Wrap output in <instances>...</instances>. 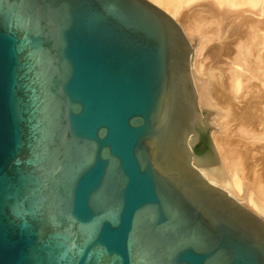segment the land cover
<instances>
[{
    "label": "water",
    "instance_id": "obj_1",
    "mask_svg": "<svg viewBox=\"0 0 264 264\" xmlns=\"http://www.w3.org/2000/svg\"><path fill=\"white\" fill-rule=\"evenodd\" d=\"M192 50L149 0H0V264H264L191 162Z\"/></svg>",
    "mask_w": 264,
    "mask_h": 264
},
{
    "label": "rangeland",
    "instance_id": "obj_2",
    "mask_svg": "<svg viewBox=\"0 0 264 264\" xmlns=\"http://www.w3.org/2000/svg\"><path fill=\"white\" fill-rule=\"evenodd\" d=\"M223 2H227V0H222ZM197 2H203V0H199V1H197ZM194 4V5H193ZM195 4H197L196 2H192V4H189V5H184V7H182V9H181V11H183V9H186L187 11H188V14H192L191 12H194L195 10H200V6L199 7H193V6H196ZM193 5V6H192ZM224 5H227V6H229V4H224ZM192 6V7H191ZM221 7H223V6H221ZM234 7V8H233ZM233 7H228V9H230L231 11H233V12H235L236 10V12H238L240 15H238V16H236V17H234L233 19H232V21H230L229 22V25H226L227 26V28L226 29H232V31H233V33H232V31L231 30H225L224 29V31L222 30V34H223V32H224V34L223 35H221V37L218 39V38H216L215 37V35H212L213 33L212 32H203V31H201V30H199V29H197L198 31H194V30H187L186 29V27L184 26V25H182L180 22H178L177 20H178V16L176 17V18H173L179 25H180V27H181V29H182V31H183V33L185 34V37L187 38V41H188V43H189V45H190V47L193 49L191 52H190V54H189V70H190V74H191V79H192V83H193V86H194V89H195V92H196V103H197V105H198V109H199V112H200V114H201V117H200V119H199V122H200V126H199V128L197 127V126H195V129H194V134H196V135H194L193 133L190 135V141L191 142H195L196 141V139H197V144H196V147H195V149L197 150V152H193L192 153V155L193 156H195V157H198V158H203V157H207V156H210L211 155V150L212 149H214V151H215V147L217 146L216 144H218V147H216L217 148V150H219V151H215V153H217V156L220 154H222V156H223V160L221 159V157H220V155L218 156L219 157V159H220V162H221V164L224 166V168H225V172H226V175H227V177H228V179H229V182H228V186L229 187H231V190H233L234 191V193H235V197L236 198H234L233 196V198L234 199H236L242 206H244L245 208H247L248 210H250V211H252L254 214H256L255 212H254V210H253V208H252V206H251V204H250V207L248 206V204H247V201L248 200H250L251 201V203H253L254 205H256V206H258V207H260L263 211H264V192L262 191V189L264 190V180H263V178H264V176H262L263 174H264V132H263V130H264V123H263V120L261 121V120H257V118L255 117V115L252 117V115L255 113V111L254 110H252L253 112H250V109H251V104H253V105H255L256 104V102H255V100L254 99H256V101H257V106H256V109L254 108V106H252V108H254L255 110H256V112H258V111H260L261 109V111H262V113H264V110H263V108H264V104L262 103V102H264V77L262 78V75L264 76V74H262V72L264 73V70L262 69V68H264V0H257V2H256V4L255 5H250V4H245V5H243V7H235V6H233ZM193 8V9H192ZM195 8V9H194ZM225 8H227V7H225ZM224 7L223 8H221L220 10H224L225 9ZM192 9V10H191ZM190 10V11H189ZM221 14H226V12H221ZM239 17V18H238ZM245 17L247 18V21H245V20H243V21H241V19H245ZM248 19H250V22H248ZM241 22V23H240ZM242 22L244 23V22H248V24H246V25H248L247 27H246V25L244 24H242ZM240 23V24H239ZM251 24V25H250ZM233 27V28H231V26ZM242 25H243V27H242ZM182 26H184V27H182ZM244 26H245V29H244ZM230 27V28H229ZM242 27V28H241ZM251 27V28H250ZM241 28V29H240ZM248 30H247V29ZM239 29V30H238ZM196 30V29H195ZM242 30V31H241ZM246 30V31H245ZM230 32V34H229V32ZM248 31V32H247ZM194 32V33H193ZM196 32V33H195ZM225 32H226V35L228 36H225ZM245 32V33H244ZM190 33V34H189ZM234 33L236 34V36H240V35H242V38H243V40H242V38H241V36L240 37H235L234 36ZM243 34H245V36L243 35ZM191 35H192V37H191ZM232 35L234 36V37H232ZM198 36V37H197ZM202 36V37H201ZM204 36V37H203ZM230 36L232 37V39L230 38ZM244 36V37H243ZM225 37H226V39H227V41H229V39H230V41L229 42H227V41H225L224 42V44H223V42L222 41H224V40H226L225 39ZM197 38L199 39L198 41H197ZM235 38V39H234ZM240 40H239V39ZM250 38V39H249ZM249 39V40H248ZM192 40V41H191ZM239 40L240 42H237V41ZM245 40H247V42L245 41ZM195 43H194V42ZM244 41V42H243ZM193 42V43H192ZM197 43V44H196ZM232 45H231V44ZM238 43V44H237ZM242 43H245V46H244V44H242ZM223 44V46H221ZM227 44V45H226ZM236 46H235V45ZM216 45H217V48H216ZM218 45H219V47H218ZM225 45V46H224ZM217 49V53L216 54H214L215 52L214 51H216L215 49H211V48H214V47ZM236 47V49L237 50H235V47ZM222 47V48H221ZM221 48V49H220ZM230 48H232V49H230ZM212 50V51H211ZM222 50V51H221ZM220 51H221V53H220ZM236 51V52H235ZM238 51V52H237ZM235 52V53H234ZM224 55H223V54ZM222 54V55H221ZM239 54V57H240V54H246V56L244 57L243 55L239 58L237 55ZM219 55V56H218ZM229 55H231V56H229ZM234 57L238 60V63H239V65L241 66V67H239V66H237V60L236 61H233V60H235L234 59ZM262 60V61H261ZM258 61H260L259 63L260 64H262L263 66H261V65H259L258 64ZM235 62H236V64H235ZM196 64V65H195ZM248 64V65H247ZM254 64H257V66H259V67H261V69H262V72L259 70V71H255L253 74H251V72H249V71H245L246 69L247 70H249L250 68H252V67H254ZM244 65V66H243ZM249 65H251V66H249ZM245 69V70H243V68ZM250 67V68H249ZM220 68H221V70H220ZM241 68V69H240ZM193 70V71H192ZM205 70H207L206 72H205ZM209 70L210 71H212V70H214V71H212L213 73H215V74H217L218 72L219 73H221L222 74V76H223V82H222V76L220 77V79H219V82H218V84H220L221 85V83L220 82H222L226 87L225 88H228L227 86H230L231 88L233 87V85L231 84L232 82H230V80L232 81V77H233V74L234 73H232V72H236L237 71V73L238 74H242L241 76H240V80L242 81V84H240V89L241 90H236V91H238L237 93L236 92H234L235 90H233V92L235 93V95H234V93L230 90L231 88H229V90H228V92H230V94H233L232 95V97H233V100H234V98L236 97L237 99L236 100H234V101H236L235 103H234V101H233V108H236V109H234V110H236V112L239 114V112H241L242 113V115H240L241 117H242V119L240 120V119H238L237 120V123H235V121L236 120H234L235 118L237 119V117L238 118H240V116H237L238 114L237 113H234L235 111L233 110V112H231L232 111V109L231 108H226V110L224 111V112H227V111H229L230 109V113H228L229 114V116H228V114H226V115H224V113H223V115H221V113H220V115L218 116V114H217V112L216 111H219V110H215V109H212V108H210V107H208V108H203L201 105H200V102H199V95H197L198 94V92H197V90H196V85H195V81H193L194 80V78L196 77V74H194V71H195V73H197V76H198V74L200 73L201 74V76L202 77H204V76H206L207 75V73H209ZM198 71V72H197ZM223 71V72H222ZM245 71V72H244ZM192 72H193V74H192ZM247 72V73H246ZM204 73L206 74V75H204ZM218 73V74H219ZM223 73H224V75H223ZM261 74V75H260ZM201 76H199V77H201ZM224 76L229 80V83H228V80L227 79H225V80H227V81H225L224 80ZM252 76H253V78L254 79H251L252 78ZM258 76H259V79H258ZM246 78L245 80H243V78ZM256 78V79H255ZM247 80V81H246ZM258 80V81H257ZM241 81H240V83H241ZM252 81H253V83H252ZM225 82L228 84H225ZM248 83V84H247ZM249 85L248 87H247V85ZM245 85H246V88H245ZM219 86V85H218ZM245 89H243L242 87ZM222 90H224L225 88L224 87H220ZM224 88V89H223ZM232 89H234V88H232ZM227 90L225 89L224 90V92H227ZM222 91H220L219 93H218V95L220 96V93H221ZM227 92V93H228ZM222 94V93H221ZM229 94V93H228ZM244 95V96H243ZM239 97V99H238V97ZM254 97V98H253ZM207 98H209L211 101V103H212V101H214V99L215 98H213V96L212 95H209V94H207ZM241 99H245L243 102L241 101ZM250 99V100H249ZM254 100L253 102H252V100ZM259 101H258V100ZM239 100V101H238ZM247 100H248V102H249V104H248V102H247ZM216 101H217V99L214 101L215 103H216ZM247 103H246V102ZM260 101H262L261 102V104H259L258 102H260ZM238 102H239V104H238ZM241 102V103H240ZM242 103H243V105H242ZM244 103H246V106H245V104ZM235 104V105H234ZM236 104H237V107H236ZM249 106H248V105ZM261 105V106H260ZM243 106V108H241ZM247 106H248V108H247ZM261 107V108H259V107ZM259 109H258V108ZM247 108V109H246ZM250 108V109H249ZM227 109H229V110H227ZM239 109H241V111L239 110ZM248 109H249V111H248ZM214 110H215V112H214ZM248 111V112H250L251 113V116H250V114H249V117H248V114H246V112L245 111ZM213 111V112H212ZM261 111H260V113H261ZM221 112V111H220ZM240 113V114H241ZM253 113V114H252ZM259 113V112H258ZM258 113H257V115H258ZM259 113V114H260ZM230 114H237L236 116H233V115H230ZM256 115V116H257ZM229 118H228V117ZM259 116V117H258ZM257 117H258V119L260 118V119H264V114H261V115H258ZM233 117H235L234 119H232L231 121H230V119L231 118H233ZM246 118V119H245ZM249 118V119H248ZM251 118H253V119H251ZM256 118V120H254ZM244 119H245V121H244ZM219 120V121H218ZM242 120H243V122H242ZM233 121V123H231ZM239 121V122H238ZM254 121V122H253ZM231 124H230V123ZM235 123V124H234ZM263 123V124H262ZM259 127H258V126ZM217 126H219V127H217ZM253 127H256V128H261V130H258V129H256V131H254L253 130ZM198 129H200V130H198ZM255 129V128H254ZM232 130H235V131H233L232 132ZM251 130H253V131H251ZM201 131V132H200ZM222 131H224V132H222ZM237 131V133L241 136V138L243 139V140H241V142H240V137H239V135L236 133V136H238V137H236V136H234V132H236ZM220 132H221V134H220ZM234 133V134H232V133ZM253 133V134H250V133ZM212 133H213V135H212ZM219 133V134H218ZM256 135H255V134ZM230 134H232V136L230 135ZM249 134V135H248ZM194 135V136H193ZM220 135H222V139H223V137H224V139L223 140H225L224 142H223V140L221 139V138H219V136ZM223 135H225V136H223ZM231 137H230V136ZM242 135H243V137H242ZM213 136V137H212ZM214 136H215V139H214ZM217 136V137H216ZM228 136H229V138H231V139H228ZM255 136V137H254ZM225 137H227V138H225ZM234 137V138H233ZM237 139H236V138ZM245 137V138H244ZM233 138V139H232ZM219 139V140H218ZM226 139H228V141L226 140ZM214 140V141H213ZM217 140V141H216ZM215 141H216V143H215ZM221 141V142H220ZM226 141H227V143H226ZM217 142H220V144L219 143H217ZM222 142L224 143V144H222ZM231 143V144H229L230 146L232 145L233 146V148H234V152H233V149H232V146H231V149H230V146L227 148V145H228V143ZM241 143V144H243V143H245V142H248L249 143V145H248V148L250 147V145H252V144H254V145H258L259 147H256L255 148V146L253 147V145H252V147H253V151H251L252 149L251 148H249V149H251V150H248V151H250V152H252V154L250 153V152H248L246 149H244V148H247L246 146H247V144L248 143H245L244 145H245V147L243 146V145H241V144H238V143ZM239 145H237V144ZM226 144V145H225ZM224 145V146H223ZM237 145L238 147L237 148H239L240 146H243L242 148L244 149L242 152H244L245 150L249 153L248 155H254L253 156V159H252V157H248V155H244V154H247V153H245L244 152V156H247L246 158L248 159H246L245 160V158H242L241 159V157H240V155H241V153H240V151L242 150L241 149V147L239 148V153H238V149L237 150H235V146ZM222 147V148H221ZM224 147L228 150V151H231L232 152V154H230L231 152H228L227 153V155H225L224 153L226 152V149L224 150ZM261 147V148H260ZM255 148V149H254ZM260 150H259V149ZM222 151H221V150ZM241 149V150H240ZM195 150V151H196ZM257 152H256V151ZM213 151V150H212ZM224 151V152H223ZM255 151V153H256V155H255V153H253ZM258 151H260V152H258ZM259 153H262L261 155H259ZM235 154L237 155V157L235 156ZM230 155V156H229ZM233 156V158H232V156ZM243 156V157H244ZM256 156V157H255ZM226 157V158H225ZM227 157H229V158H227ZM234 157H236V158H234ZM240 157V158H239ZM231 158V159H230ZM239 158V159H238ZM227 159H229V160H227ZM227 160V161H226ZM241 161V163H239L240 161ZM244 161V163L245 164H247L248 162H246V161H249V160H252V161H249V163L248 164H250V166L248 165H242V162ZM224 164H223V163ZM239 163V164H241L242 166H245V167H240L239 166V168H238V166L236 165H234V167H235V169H234V167H233V165H231L232 163ZM259 162H261V163H259ZM226 163V164H225ZM230 165H229V164ZM228 164V165H227ZM252 165H253V169H252ZM254 165H257V166H254ZM227 166V167H226ZM233 167V169H231L230 167ZM248 167V168H247ZM195 168V167H194ZM227 168H229V169H227ZM236 168L238 169V170H236ZM243 168L245 169V170H243ZM247 168V169H246ZM200 174H201V171H199L197 168H195ZM250 169V170H249ZM246 171L249 173V176L252 178H250L249 177V179H251V181L250 180H248V174L246 173ZM252 172V173H251ZM256 173V174H255ZM258 173V174H257ZM251 174V175H250ZM202 175V174H201ZM245 175V176H244ZM203 176V175H202ZM247 176V177H246ZM259 177H261V183H259L260 184V186L262 185V187H258V186H256L254 183V179L256 180L257 178H259ZM204 178V177H203ZM235 180V181H234ZM245 180V181H244ZM208 181V180H207ZM247 181V183H245ZM249 182V183H248ZM215 186H217V185H215ZM256 186V187H255ZM217 187H219V186H217ZM222 186H220L219 188H221ZM225 187H227V186H225ZM228 187V188H229ZM259 188V189H258ZM221 189H223V190H225L226 192H227V190H226V188H221ZM230 195V194H229ZM231 196V195H230ZM239 197V198H238ZM252 208V209H251ZM257 216H259L258 214H256ZM260 217V216H259ZM261 218V217H260ZM262 219V218H261Z\"/></svg>",
    "mask_w": 264,
    "mask_h": 264
},
{
    "label": "bare ground",
    "instance_id": "obj_3",
    "mask_svg": "<svg viewBox=\"0 0 264 264\" xmlns=\"http://www.w3.org/2000/svg\"><path fill=\"white\" fill-rule=\"evenodd\" d=\"M151 3H153L154 5H156L157 7H159V8H161L162 10H164L167 14H169L172 18H176L177 16H178V22H180L182 25H184L185 27H186V29L187 30H194V31H198L197 29H199V30H201V31H203V32H212L213 34L212 35H215V37L216 38H220L221 37V35H223L224 34V32H223V34H222V30L224 31V29L227 31V30H231L232 31V29H226L227 28V26L226 25H229V22L230 21H232V19L234 18V17H236V16H238V15H240L238 12H233V11H231L230 9H228V7H233V6H235V7H243V5H245V4H250V5H255L256 4V2H257V0H227V2H223L222 0H203V2H197V1H199V0H149ZM192 2H196L197 4H195L196 6H193V7H199L200 8V10H195L194 12H191L192 14H188V11L186 10V9H183V11H181V9H182V7H184V5H189V4H192ZM224 4H229V6H227V5H224ZM191 6V7H192ZM221 6H223L224 8L225 7H227V8H225L223 11L224 12H226V14H221V12H223L222 10H220L221 8H223V7H221ZM194 8V9H195ZM234 8V7H233ZM193 9V8H192ZM191 9V10H192ZM190 11V10H189ZM239 18V17H238ZM243 20H245V21H247V18L245 17V19H241V21H243ZM248 22H250V19H248ZM248 22H242V24L244 25H246V24H248ZM241 23V22H240ZM239 23V24H240ZM243 25H242V27H243ZM249 25V24H248ZM248 25H246V27L248 26ZM251 25V24H250ZM184 26H182V27H184ZM231 26V25H230ZM184 27V28H185ZM241 27V28H242ZM230 28V27H229ZM231 28H233L232 26H231ZM240 28V29H241ZM251 28V27H250ZM196 29V30H195ZM244 29H245V26H244ZM247 29V28H246ZM239 30V29H238ZM248 30V29H247ZM242 31V30H241ZM246 31V30H245ZM229 32V31H228ZM248 32V31H247ZM194 33V32H193ZM196 33V32H195ZM232 33H233V31H232ZM245 33V32H244ZM190 34V33H189ZM229 34H230V32H229ZM228 35V34H227ZM226 35V32H225V36H227ZM244 36H245V34H243ZM234 36L237 38V37H240L241 36V38H242V35H240V36H236V34L234 33ZM233 35H232V37H234ZM243 36V37H244ZM191 37H192V35H191ZM198 37V36H197ZM202 37V36H201ZM204 37V36H203ZM228 37V36H227ZM232 37L230 36V38L232 39ZM246 37V36H245ZM225 39H226V37H225ZM235 39V38H234ZM239 39V38H238ZM250 39V38H249ZM248 39V40H249ZM199 39L197 38V41H198ZM240 40V39H239ZM237 41V42H240V41ZM242 40H243V38H242ZM192 41V40H191ZM225 41H227V39L226 40H224V41H222L223 42V44H224V42ZM229 41H230V39H229ZM229 41H227V42H229ZM246 42H247V40H245ZM194 42V41H193ZM192 42V43H193ZM244 42V41H243ZM195 43V42H194ZM226 43V42H225ZM241 43V42H240ZM197 44V43H196ZM223 44L221 45V46H223ZM231 44V43H230ZM238 44V43H237ZM236 44V45H237ZM242 44H244V46H245V43H242ZM227 45V44H226ZM232 45V44H231ZM235 45V44H234ZM235 45V46H236ZM225 46V45H224ZM234 46V47H235ZM214 47V46H213ZM218 47H219V45H218ZM216 48H217V45H216ZM215 47L214 48H211L212 50L213 49H215L216 51H214L215 53L214 54H216L217 53V49H216ZM222 48V47H221ZM220 48V49H221ZM230 49H232V48H230ZM211 50V51H212ZM235 50H237L236 49V47H235ZM222 51V50H221ZM221 51H220V53H221ZM236 52V51H235ZM234 52V53H235ZM238 52V51H237ZM223 54V53H222ZM221 54V55H222ZM224 55V54H223ZM246 56V54H240V57L241 56ZM219 56V55H218ZM229 56H231V55H229ZM238 57H239V54L237 55ZM232 57V56H231ZM239 57V58H240ZM242 58V57H241ZM234 59L235 60H233V61H236L237 59L234 57ZM262 61V60H261ZM260 61H258V64L259 65H261V66H263L262 64H260L259 63ZM235 64H236V62H235ZM196 65V64H195ZM248 65V64H247ZM237 66H239V67H241L240 65H239V63H238V60H237ZM244 66V65H243ZM249 66H251V65H249ZM243 68V67H242ZM250 68V67H249ZM241 69V68H240ZM263 70H264V68H262ZM262 69H261V67H259V66H257V64H254V67H252V68H250L249 70H245L244 68H243V70H245V71H249V72H251V74H253L255 71H261L262 72ZM220 70H221V68H220ZM193 71V70H192ZM207 70H205V72H206ZM212 71H214V70H212ZM212 71H210L209 70V73H207V75L204 73V75H206V76H204V77H202L201 76V74L199 73L198 74V76H197V73H195V71H194V74H196V77L194 78V80L193 81H195V85H196V90H197V92H198V94L197 95H199L198 97H199V102H200V105L203 107V108H208V107H210V108H212V109H217V110H219V111H216L217 112V114H218V116L220 115V113H221V115H223V113H224V115H226V114H228V113H230L229 111L233 108L232 106H233V101L234 100H236L237 98L235 97L234 98V100H233V97H232V95L233 94H230V92H228V90H229V88H231L230 86H227L228 88H225L226 86L223 84L224 82H223V76H222V74L221 73H217V74H215V73H213ZM244 71V72H245ZM198 72V71H197ZM223 72V71H222ZM232 73H234L233 74V77H232V81L230 80V82H232L231 84L233 85V87L232 88H234V89H230L232 92H233V90H241L239 87H240V84H242V81L240 80V76L243 74H238L237 73V71L235 72H232ZM247 73V72H246ZM192 74H193V72H192ZM262 74H264L263 72H262ZM223 75H224V73H223ZM261 75V74H260ZM199 76H201V77H199ZM222 76V77H221ZM220 77L222 78V82H220L221 83V85L220 84H218V82H219V79H220ZM264 76L262 75V78H263ZM243 78V77H242ZM225 79H227L225 76H224V80ZM246 78H243V80H245ZM251 79H254L253 78V76H252V78ZM256 79V78H255ZM258 79H259V76H258ZM228 80V79H227ZM227 80H225V81H227ZM260 80V79H259ZM240 81H241V83H240ZM247 81V80H246ZM258 81V80H257ZM228 83H229V80H228ZM252 83H253V81H252ZM225 84H227L226 82H225ZM248 84V83H247ZM246 84V85H247ZM254 84V83H253ZM219 85V86H218ZM228 85V84H227ZM246 85H245V88H246ZM224 87L226 90H227V92L229 93H227V92H224V90H222L220 87ZM249 85H247V87H248ZM242 87V86H241ZM243 88V87H242ZM244 89V88H243ZM234 91V92H238V91ZM245 90V89H244ZM220 91H222L221 93H220V96L218 95V93L220 92ZM233 92V93H234ZM207 94H209V95H212L213 96V98H215L214 99V101L217 99V101H216V103L214 102V101H212V103L210 102L211 100L209 99V98H207ZM234 95H235V93H234ZM236 96V95H235ZM244 96V95H243ZM238 97V96H237ZM254 98V97H253ZM238 99H239V97H238ZM233 100V101H232ZM243 99H241V101H242ZM245 100V99H244ZM243 100V101H244ZM250 100V99H249ZM252 100V99H251ZM255 100V102H256V104H257V101H256V99H254ZM254 100H252V102L254 101ZM258 100V99H257ZM239 101V100H238ZM242 101V102H243ZM259 101V100H258ZM236 101H234V103H235ZM246 102V101H245ZM247 102H248V100H247ZM246 102V103H247ZM250 102V101H249ZM249 102H248V104H249ZM261 102L262 101H260V102H258L259 104H261ZM241 103V102H240ZM246 103H244L245 104V106H246ZM263 104H264V102H262ZM238 104H239V102H238ZM247 104V105H248ZM254 104V103H253ZM253 104H251L252 106H254V108L256 109V106L255 105H253ZM235 105V104H234ZM242 105H243V103H242ZM250 105V104H249ZM248 105V106H249ZM244 106V105H243ZM243 106L241 107V108H243ZM248 106H247V108H248ZM252 106H251V109H250V112H253L252 110H254L255 111V113L252 115V117L255 115V117L257 118V120H263V123H264V119H258V115H261V114H264V113H262V109L260 110L261 111V113H260V111H258V112H256V110L254 109V108H252ZM261 106V105H260ZM236 107H237V104H236ZM259 107V106H258ZM257 107V108H258ZM226 108H231L230 110L229 109H227V110H229V111H227V112H224L225 110H226ZM246 108V109H247ZM259 108H261V107H259ZM258 108V109H259ZM234 109H236V108H233L232 109V111L231 112H233V110ZM249 109H248V111H249ZM215 110H214V112H215ZM240 111H241V109H239ZM263 110H264V108H263ZM221 111V112H220ZM235 112L234 113H237L236 112V110H234ZM247 110L245 111L246 112V114H250V116H251V113L250 112H248ZM213 112V111H212ZM241 112H239V114L237 115V116H240V115H242V113L240 114ZM257 113H258V115H257ZM249 114H248V117H249ZM220 115V116H221ZM230 115H233V114H230ZM235 114L233 115V116H236ZM258 117H257V116ZM228 116H229V114H228ZM227 116V117H228ZM236 116V117H237ZM230 117V116H229ZM228 117V118H229ZM235 117H233V118H231L230 119V121L232 120V119H234ZM254 118V117H253ZM253 118H251V119H253ZM256 118L254 119V120H256ZM238 119H242V117L240 116V118H238L237 117V119L235 118L234 120H236L235 121V123H237V120ZM246 119V118H245ZM245 119H244V121H245ZM249 119V118H248ZM219 121V120H218ZM239 122V121H238ZM242 122H243V120H242ZM254 122V121H253ZM230 123V122H229ZM231 123H233V121L231 122ZM230 123V124H231ZM234 123V124H235ZM262 123V124H263ZM195 126H197L198 128H199V126H200V122L198 121L197 122V124L195 125ZM258 126V125H257ZM217 127H219V126H217ZM259 127V126H258ZM255 128V129H254ZM256 129H258V130H261V128H256V127H253V130L254 131H256ZM198 130H200V129H198ZM253 130H251V131H253ZM233 131H235V130H232V132ZM201 132V131H200ZM222 132H224V131H222ZM231 132V133H232ZM257 132V131H256ZM263 132H264V130H263ZM235 133V134H234ZM234 133H232V134H234V136H236V133H237V131L236 132H234ZM250 133V132H249ZM219 134V133H218ZM220 134H221V132H220ZM232 134H230L231 136H232ZM238 134V133H237ZM250 134H253V133H250ZM255 134V133H254ZM264 134V133H263ZM194 135H196V134H194ZM193 135V136H194ZM212 135H213V133H212ZM229 135V136H230ZM239 135V134H238ZM249 135V134H248ZM256 135V134H255ZM219 136V135H218ZM223 136H225V135H223ZM229 136H228V139H231V138H229ZM230 136V137H231ZM213 137V136H212ZM217 137V136H216ZM222 137V135H220L219 136V138H221ZM236 137H238V136H236ZM235 137V138H236ZM239 137L241 138V136L239 135ZM238 137V138H239ZM242 137H243V135H242ZM255 137V136H254ZM225 138H227V137H225ZM234 138V137H233ZM232 138V139H233ZM239 138V139H240ZM245 138V137H244ZM214 139H215V136H214ZM222 139V138H221ZM223 139H224V137H223ZM222 139V140H223ZM228 139H226L227 141H228ZM237 139V138H236ZM219 140V139H218ZM241 140H243L242 138L240 139V142H241ZM214 141V140H213ZM217 141V140H216ZM216 141H215V143H216ZM225 140H223V142H224ZM227 141H226V143H227ZM191 142V141H190ZM221 142V141H220ZM220 142H217V143H219L220 144ZM222 142V144H224ZM238 143V144H241V143ZM245 143H248V142H245ZM245 143H243V144H241V145H243L244 147H245ZM229 144H231L230 142L228 143V145H227V148L230 146ZM237 144V143H236ZM237 144V145H238ZM217 146L216 147H218V144H216ZM226 145V144H225ZM235 146V150H237L238 149V153H239V148L241 147V151H240V153H241V155H240V157H241V159L242 158H245V160L248 158V157H252V159H253V156L254 155H251L252 154V152H250V151H248V150H251V151H253V147L255 146V148L256 147H259L258 145L256 146V145H254V144H252L253 145V147H252V145H250V147L249 148H251V149H249L248 148V145H249V143L247 144V148H244L243 146H240L239 148H237L238 146ZM224 146V145H223ZM232 146V145H231ZM231 146H230V149H231ZM215 147V151H219V150H217V148ZM248 149L247 151L248 152H250L251 154L250 155H248L249 153L245 150L244 152L245 153H247V154H244V152H242L244 149ZM222 148V147H221ZM254 148V149H255ZM261 148V147H260ZM226 148L224 147V150H225ZM232 149H233V152H234V148H233V146H232ZM259 149V148H258ZM213 150V151H212ZM211 150V155L210 156H207V157H203V158H198V157H195V156H193V155H191V162H192V164H193V166L195 167V168H197L199 171H201V174L203 175V177L206 179V180H208L211 184H213V185H217V186H222L221 188H226V190H227V193L228 194H230L231 195V197L233 196L234 198H236L235 197V193H234V191L233 190H231V187H229L228 185V182H229V179H228V177H227V175H226V172H225V168H224V166L221 164V162H220V159H219V155L217 156V153H215V151H214V149H212ZM221 150V149H220ZM260 150V149H259ZM222 151V150H221ZM256 151V150H255ZM255 151L253 152V153H255ZM224 152V151H223ZM228 152H231V151H228L227 149H226V152L224 153L225 155H227V153ZM257 152V151H256ZM258 152H260V151H258ZM239 153V154H240ZM244 155H248V157L247 156H244ZM230 154H232V152L230 153ZM262 153H259V155H261ZM255 155H256V153H255ZM230 156V155H229ZM232 156V155H231ZM235 156L237 157V155L235 154ZM244 156V157H243ZM220 157H221V159L223 158V156H222V154L220 155ZM236 157H234V158H236ZM239 157V158H240ZM247 157V158H246ZM256 157V156H255ZM226 158V157H225ZM227 158H229V157H227ZM232 158H233V156H232ZM238 158V159H239ZM231 159V158H230ZM223 160V159H222ZM227 160H229V159H227ZM226 160V161H227ZM244 160V161H245ZM248 160V159H247ZM230 161V160H229ZM240 161V160H239ZM243 161V160H242ZM244 161L242 162V165H249L250 166V164H248L249 163V161H252V160H249V161H246V162H248L247 164H245L244 163ZM253 162V161H252ZM223 163V162H222ZM239 163H241V161L239 162ZM237 164L236 162L235 163H232L231 165H233V167H234V165L236 166H238V168H239V166L241 167L242 165L241 164ZM259 163H261V162H259ZM224 164V163H223ZM226 164V163H225ZM229 164V163H228ZM227 164V165H228ZM230 165V164H229ZM254 166H257V165H254ZM227 167V166H226ZM233 167L231 166L230 168L231 169H233ZM242 167H245V166H242ZM248 168V167H247ZM246 168V169H247ZM227 169H229V168H227ZM234 169H235V167H234ZM252 169H253V165H252ZM236 170H238L237 168H236ZM243 170H245L244 168H243ZM250 170V169H249ZM246 173L248 174L247 176H248V180H250L251 181V177L249 176V173L246 171ZM252 173V172H251ZM256 174V173H255ZM258 174V173H257ZM251 175V174H250ZM245 176V175H244ZM246 176V177H247ZM262 176H264V174L262 175ZM249 177L251 178V179H249ZM263 180H264V178H263ZM235 181V180H234ZM245 181V180H244ZM255 183V185L256 186H258L259 188L260 187H262V185L260 186V184L259 183H261V177H259V178H257L256 180L254 179L253 180ZM245 183H247V181L245 182ZM249 183V182H248ZM225 186H227V187H225ZM255 186V187H256ZM229 187V188H228ZM258 188V189H259ZM262 191L264 192V190L262 189ZM239 198V197H238ZM247 204H248V206L250 207V204H251V206H252V208H253V210H254V212L256 213V214H258L263 220H264V211L260 208V207H258V206H256V205H254L253 203H251V201L250 200H248L247 201ZM251 208V209H252Z\"/></svg>",
    "mask_w": 264,
    "mask_h": 264
}]
</instances>
